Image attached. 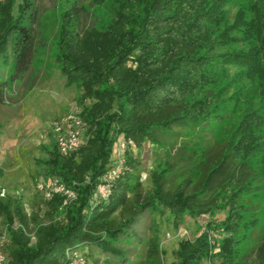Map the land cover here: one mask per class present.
Masks as SVG:
<instances>
[{
    "label": "trees",
    "instance_id": "obj_1",
    "mask_svg": "<svg viewBox=\"0 0 264 264\" xmlns=\"http://www.w3.org/2000/svg\"><path fill=\"white\" fill-rule=\"evenodd\" d=\"M229 1L92 0L102 12L100 25L81 32L72 1L56 0L55 55L69 83L81 87L86 140L62 153L54 138L42 147L38 162L43 177H58L77 197L64 205L63 194L46 199L39 191L42 221L29 212L22 193L0 191V232L8 238L4 264H64L74 252L88 261L102 255L126 264L130 250L124 244H144L134 225L146 211L164 215L167 210L180 227L187 217L210 213L220 202L228 210L221 264H234L240 195L251 186L250 162L259 153L264 174L258 134L263 120L244 113L216 155L201 164L186 153L182 140L195 124L217 117L221 93L214 86L226 76V66L241 67L249 79L264 83V0L252 5L255 16L248 19L241 10L227 25ZM108 4L115 15L101 9ZM40 19L36 0H0V103L35 59ZM120 139L127 143L122 172L107 198L98 199L97 187L114 163ZM147 144L170 148L169 159L155 164L149 188L142 181ZM208 237L205 230L194 243L181 240L178 260L171 264H202L212 256ZM149 240L142 251L135 247L140 249L135 263L163 264L157 237ZM259 255L264 257V238Z\"/></svg>",
    "mask_w": 264,
    "mask_h": 264
},
{
    "label": "rangeland",
    "instance_id": "obj_2",
    "mask_svg": "<svg viewBox=\"0 0 264 264\" xmlns=\"http://www.w3.org/2000/svg\"><path fill=\"white\" fill-rule=\"evenodd\" d=\"M71 1L79 12L81 32L100 25L99 14L102 12L98 11L100 7H94L92 0ZM36 3L41 19L37 23L38 49L35 59L9 88L6 102L0 103V191L5 194L22 193L29 212H36L43 221V197L37 188L38 178L43 177V169L38 158L44 156L42 147L55 138V122L80 108L81 87L76 82L69 83L59 70L55 55L56 0H36ZM256 3V0H230L225 5L224 23L231 24L241 10L247 11L248 19L252 18L255 16L252 5ZM101 9L115 15V7L111 4ZM243 45L248 46L247 43ZM214 90L221 93L217 101V117L211 119L210 123L195 124L182 139L188 145L186 153L193 156L196 164L216 155L219 143L228 137L246 112H254L262 118L258 134L264 142V83L252 81L243 68L233 64L226 66V76L215 84ZM169 155L170 148L167 146L146 145L142 158V181L145 187L151 186V173L156 168L155 164L160 160H168ZM261 157L262 153H259L250 162L255 168L251 186L240 195L238 212L242 219L234 234L237 238L233 248L234 264H264V257L259 255L264 238V174L260 173ZM258 171L259 174H255ZM219 204L222 206L210 213H203L195 219L187 217L180 227L174 224L173 215L167 210L164 215H152L146 211L134 225L144 244H124L130 250L127 257L129 263L126 264H136L137 251L145 249L153 236L157 237L163 250V264L174 263L178 260L179 242L188 240L194 243L205 230L213 247L212 256L202 264H221L220 242L227 234L222 221L227 217L228 210L222 202ZM139 245L140 251L135 248ZM109 258L101 255L99 259H90L88 264H121Z\"/></svg>",
    "mask_w": 264,
    "mask_h": 264
},
{
    "label": "built area",
    "instance_id": "obj_3",
    "mask_svg": "<svg viewBox=\"0 0 264 264\" xmlns=\"http://www.w3.org/2000/svg\"><path fill=\"white\" fill-rule=\"evenodd\" d=\"M81 108L66 114L62 119L55 122L53 131L57 147L62 153H69L79 149L85 142V124L81 116ZM127 147L125 140L120 139L114 146L113 157L114 163L102 176L97 187L96 197L105 199L109 195L111 184L117 179L122 172L125 158L124 153ZM37 188L41 191L46 199H50L55 193L65 196L64 205L77 197L74 190L70 189L58 177L45 178L40 177L37 181ZM7 235L0 232V264H4L7 260L6 254L3 252ZM70 259L64 264H88L87 258L78 252L70 254Z\"/></svg>",
    "mask_w": 264,
    "mask_h": 264
}]
</instances>
